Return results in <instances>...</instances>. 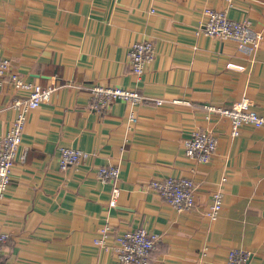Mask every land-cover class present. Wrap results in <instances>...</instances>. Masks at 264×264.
<instances>
[{
	"label": "crops",
	"instance_id": "0c3cea01",
	"mask_svg": "<svg viewBox=\"0 0 264 264\" xmlns=\"http://www.w3.org/2000/svg\"><path fill=\"white\" fill-rule=\"evenodd\" d=\"M208 8L260 32L256 52H242L232 39L196 36ZM137 41L155 49L139 77L127 64ZM0 57L25 81L56 86L22 131L0 210V230L9 235L2 264H115L93 243L105 223L115 233L140 226L157 233L153 264H222L232 248L249 252V264H264V129L244 126L233 138L229 122L220 121L206 164L181 146L207 126L202 104L229 107L246 96L264 117V0H0ZM92 85L164 103L114 101L94 109ZM14 97L10 87L0 89V138L15 116ZM59 147L91 157L60 171ZM109 164L119 168L113 207V183L95 175ZM168 176L194 180V208L177 212L147 188ZM216 190L222 209L210 221Z\"/></svg>",
	"mask_w": 264,
	"mask_h": 264
},
{
	"label": "built area",
	"instance_id": "2783aa9c",
	"mask_svg": "<svg viewBox=\"0 0 264 264\" xmlns=\"http://www.w3.org/2000/svg\"><path fill=\"white\" fill-rule=\"evenodd\" d=\"M230 6L232 0H225ZM196 36H205L216 40L232 39L242 52L252 55L256 52L262 35L254 31L246 20L230 19L225 10L217 11L204 9L203 20L194 31ZM154 44L150 41H137L132 43L127 50V64L130 71L141 76L146 67L154 59ZM8 86L15 97L11 101V108L15 116L9 128L0 138V210L5 197V192L10 182V173L16 160L21 135L27 116L30 111L47 103L56 89L55 85L41 87L39 84L25 81L18 73L13 62L0 57V89ZM89 93L93 98L94 109H104L114 101H122L130 104L146 103L152 101L156 105L164 103L162 99H146L133 89H123L114 86L92 85ZM180 100H172L171 103H180ZM184 104L193 107L190 102ZM203 113L206 127L203 130L193 131L182 141L184 155L195 159L197 162L206 164L211 161L216 153L218 138L214 127L222 120L229 122L230 137H237L240 129L251 126L256 129H264V117L254 109V102L243 96L233 102L229 107L213 104L199 106ZM129 122L135 124L137 118L130 113ZM58 166L60 171L86 162L91 154L76 148H58ZM96 177L102 182H111V198L109 206L113 207L119 194L115 183L119 178V168L114 165L97 167ZM224 181V179L222 180ZM147 188L156 193L161 201L177 212L188 211L195 206L194 191L196 183L191 178L164 177L153 179ZM222 209V192L216 190L211 194V202L207 207L206 216L210 221H215ZM97 236L93 243L99 249L109 252L115 257V264H153L152 253L160 239L157 233H151L143 226L123 232H113L109 224L105 223L97 228ZM8 233L0 230V264H2V249L8 241ZM250 253L238 248L229 249L226 252L222 264H249Z\"/></svg>",
	"mask_w": 264,
	"mask_h": 264
}]
</instances>
